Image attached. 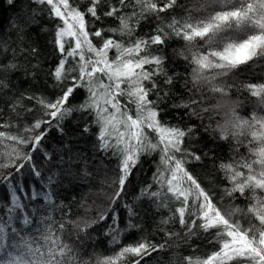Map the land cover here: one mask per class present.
<instances>
[{
	"label": "snow or ice",
	"instance_id": "1",
	"mask_svg": "<svg viewBox=\"0 0 264 264\" xmlns=\"http://www.w3.org/2000/svg\"><path fill=\"white\" fill-rule=\"evenodd\" d=\"M6 3L15 9L17 0H6ZM28 3L43 6L40 11L55 22L51 43L58 59L48 75L59 95L53 100L28 97L29 100L36 99L44 109V116L48 117L37 119L31 127L24 129L25 132H35V135L24 137L0 131V142L8 140L17 145H31L26 152L13 149L9 154L15 156L16 162L11 163L13 172L5 175L3 180L11 182L17 176L22 178L21 170L25 168L39 180L44 175L45 161L51 165L49 172L58 167L50 153L40 152L41 141L52 127L63 133L62 122L73 111L84 112L92 116L93 123L98 126L97 150L117 160L108 209L100 210L95 218L85 221L84 229L103 224L113 245L121 244L123 236L139 229V223L132 222L138 215L136 208L127 203L122 205L128 217L127 227L122 229L119 213L112 205L122 199L134 170H139L137 166L142 157L158 153V159L153 161L156 167L152 177L156 190H152L149 184L139 189L140 195L157 202L158 207L169 208L171 216L162 219L161 225H168L174 219L185 232V239L198 234L204 238V234H209L207 243L217 246L206 257H184L185 264H264V115H257L254 111L250 119L240 117L236 112L237 105L224 99L230 88L239 87V84L226 85L222 79L216 82L241 66H251L264 59V0H205L197 8V11L205 9L200 18L194 17L191 10L178 0H85L82 4L80 0H28ZM181 8L186 15L178 20L175 12ZM168 17H171L170 22L163 23ZM35 18L34 13H28L11 22V27L16 30L14 34L27 35L25 29L35 23ZM149 18L161 23L150 34L136 35L140 24ZM172 36L186 42L185 50L177 55L195 66L194 86L207 85L209 91L221 97L222 102L215 105L217 109H226L225 124H218L221 139L232 135L238 143H243L238 139L243 135L250 138L249 144L255 145L249 149L248 157L220 164L229 185L224 195L232 199L245 198L248 202L246 208L236 206L222 210L219 202L213 201V196L201 187L186 167L190 161L202 158L198 150L186 147V143H191V136L195 135V127L172 125L161 116L160 105L167 93L161 94L163 90L158 78L162 77L165 85L173 83L172 76L165 69L167 57L162 54ZM125 37L128 38L127 44ZM198 40L202 44H197ZM9 50L15 53V49H10L8 41L4 40L0 54ZM37 51L33 48L32 55ZM110 53L114 54L110 56ZM16 69L15 63L7 59L0 61V128L11 127V122L4 117L10 112L16 113L19 103L18 100L4 99V95H8L5 90L10 91L8 74ZM235 74L239 75L238 72ZM243 87L252 98L253 107L264 113V83H247ZM80 93H84V99L74 107L70 98ZM200 103L202 98L193 97L191 100V104ZM175 107L189 109L190 104ZM202 110L209 111L208 108ZM193 114L199 115L195 110ZM19 115L16 113L17 117ZM88 130L86 126L84 131ZM71 162L69 157V165ZM60 163H65L63 158ZM9 166L0 164V168ZM91 175L84 169L82 178L87 180ZM45 178L48 186L55 185L54 175ZM19 183L17 180L11 193H5L12 206L0 211L12 213L26 207L16 194ZM38 195L52 203L51 192L32 193L33 198ZM170 203L172 207H169ZM238 214L247 219V227L240 218H235ZM11 219L10 216L0 223V253L10 246L5 242L9 238L6 226L11 224ZM31 222L25 215L23 223L29 225ZM59 227L63 229V223ZM11 231L16 232V229ZM166 235L171 238L179 233L167 232ZM46 240L51 247L44 264H66L71 249L54 233ZM166 243L155 245L142 239L135 245H121L114 255L97 258L94 264H141L142 261L147 264L146 257L163 249ZM8 256L11 258L0 261V264H33L22 255L13 257L8 253Z\"/></svg>",
	"mask_w": 264,
	"mask_h": 264
},
{
	"label": "trees",
	"instance_id": "2",
	"mask_svg": "<svg viewBox=\"0 0 264 264\" xmlns=\"http://www.w3.org/2000/svg\"><path fill=\"white\" fill-rule=\"evenodd\" d=\"M84 2L85 0H80L81 4ZM204 2L205 0H178V3L190 9L196 18L205 14L203 8L197 11L199 4ZM42 7L37 4L29 5L28 0H17L16 7L13 9L6 3V0H0V33H3L0 35V45L4 40H7L10 49H15V53L9 50L0 54V61L7 59L17 65V69L8 74L11 81L10 91L5 90L8 95H4V99L18 100L16 113H20L19 117L16 116V113L11 112L6 115L4 119L11 122V127L0 128V131L13 135L24 137L35 135V132H25L24 129L31 127L37 119H48L44 116V109L37 103V100H29L28 97L53 100L59 95L48 75L58 59V54L51 43L55 22L40 11ZM28 13L35 14V23L25 29L27 35L14 34L16 30L11 27V22L18 21ZM185 15L183 8L175 12L178 20ZM170 20L171 17H168L163 23L166 24ZM106 23L115 26L111 21H106ZM159 23L161 21L149 18L140 24L136 35L150 34ZM124 40L127 44L128 38L125 37ZM196 43L202 44L199 40ZM166 45L162 54L167 57L165 69L172 76L173 83L165 85L162 83L163 78H158L163 90L161 94L167 93L160 105L163 110L161 116L172 125L182 128L194 126L195 135L191 136V143H186V147L198 150L202 157L200 161H190L186 167L201 184V187L213 196V201L219 202L218 206H222V210H231L236 206L246 208L248 202L245 198L232 199L224 195V191L229 185L220 164L239 160L242 156L248 157L249 149L255 145L249 144L250 138L243 135L238 138L243 143H238L232 135H229L227 139H221L222 133L218 124H225L224 112L226 109L215 107L222 102L221 97L219 94L209 91L207 85L194 86L193 68L195 66L182 56L177 55L178 52L185 50V41L172 36ZM33 48L38 50L36 55H32ZM113 54L110 53V56ZM236 72L239 75H236ZM209 74L205 73V75ZM220 79L226 85H232L234 82L239 84V87H231L224 99L237 105L236 112L240 117L250 119L254 111L257 115H264L259 109L253 107L252 98L243 87L247 83H264V59L253 62L251 66H241L230 73L228 77L218 78L216 82L219 83ZM193 97L202 98V103L191 104ZM83 99L84 93H80L74 98H70V103L75 107ZM184 103H189L190 108L175 107ZM203 108H208L209 111L204 112ZM27 109H31V111H27ZM193 110L199 115H194ZM86 126L89 129L87 132L84 131ZM62 127L63 133L52 127L41 141L43 147L40 152L50 153L53 162L58 167L52 168V171L49 172L48 169L51 165L45 161L42 169L44 175L39 180L33 177L27 168L21 170L22 178L17 176L11 182L3 180L5 175L13 172L11 163L16 162L14 154L11 156L9 154L13 152L14 148L26 152L31 145H17L14 141L8 140L0 142V164L10 165L0 168V209L12 206L5 193L6 191L11 193L17 180L20 183L16 194L21 197V203L26 205L25 208L12 213H8L6 210L0 211V223L8 220L10 216L12 218L11 224L6 226L9 238L5 243L10 246L4 253H0V261L10 259L8 253H11L13 257L22 255L26 259H30L33 264H44L47 260V251L51 247L46 237L52 233L71 249V252L67 254L66 264H94L97 258L103 259L114 255L121 245H135L142 239L155 245L167 242L163 249L146 257L147 264H185L184 257L203 258L216 250L217 246L207 243L209 234H204V238H200L198 234L185 239V232L176 220L173 219L168 225H161L162 219L171 216L169 208L158 207L157 202L140 195L139 189L149 184L152 185V190H156L152 177L156 167L153 161L158 159V153H153L147 158L142 157L141 164L137 166L139 170H134L133 176L130 177V183L126 185V190L122 194V199L112 205L113 210L119 213L122 229L127 227L128 220L122 205L127 203L136 208L138 215L133 218L132 222L139 223V229L131 230L122 237L121 244L116 245H113L111 237L105 234L106 229L103 224L97 225L95 228L84 229L85 221L95 218L100 210L108 209L113 187L110 185L112 178H115L117 160L97 150L98 126L93 123V117L87 113L73 111L70 116L64 119ZM69 157L72 158L70 165ZM61 158L65 161L64 164L60 163ZM84 169L92 174L87 180L82 178ZM47 175L55 176L54 186L47 185L45 178ZM33 192H44L45 194L51 192L52 203L49 204L40 195L33 198ZM172 206L173 204L170 203L169 207ZM25 215H28L32 221L31 224L23 223ZM235 218H240L244 227L248 226L247 219L239 217V214ZM255 222L253 221V223ZM61 223L64 225L63 229L59 227ZM77 224L80 225L79 228ZM12 228H15L16 232H12ZM167 232H176L179 235L169 238L166 235ZM60 259L64 258L60 257ZM141 264H145V262L142 261Z\"/></svg>",
	"mask_w": 264,
	"mask_h": 264
}]
</instances>
